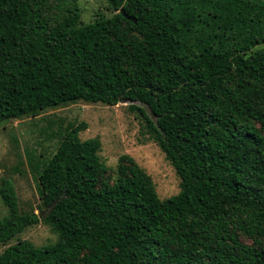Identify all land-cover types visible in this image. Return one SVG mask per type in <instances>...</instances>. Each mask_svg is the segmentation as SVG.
I'll list each match as a JSON object with an SVG mask.
<instances>
[{
	"label": "trees",
	"instance_id": "obj_1",
	"mask_svg": "<svg viewBox=\"0 0 264 264\" xmlns=\"http://www.w3.org/2000/svg\"><path fill=\"white\" fill-rule=\"evenodd\" d=\"M107 1L112 17L82 23L77 0H0V124L77 100H139L128 105L179 190L161 199L126 154L101 182L100 141L71 122L53 155H28L57 239L17 238L0 264H264V41L249 39L261 19L246 8L257 0L197 2L219 22L212 30L252 41L240 50H196L195 25L184 29L166 0ZM0 196L7 243L40 215L20 211L7 178Z\"/></svg>",
	"mask_w": 264,
	"mask_h": 264
},
{
	"label": "rangeland",
	"instance_id": "obj_2",
	"mask_svg": "<svg viewBox=\"0 0 264 264\" xmlns=\"http://www.w3.org/2000/svg\"><path fill=\"white\" fill-rule=\"evenodd\" d=\"M77 1L80 9L79 20L82 23L91 22L101 16L112 17L117 12L110 8L107 0ZM166 1L171 9L184 19L185 23L182 25L184 29L187 24L195 25L194 38L188 42L195 46L196 50L207 42V45L219 47L220 45L225 47L224 43H226L225 48L239 50L246 48L252 42L225 37L219 28L212 30V27L218 26L219 22L205 16L206 10L202 6H197L200 0ZM260 2L262 6L259 5ZM246 8L254 11L261 19V24L253 29L249 38L258 42L254 46L260 47L264 41L262 39L264 38V0L248 3ZM195 13L198 17L196 23L190 20ZM71 122L86 124V128L79 132L81 140L99 139L97 153L106 167V171L100 177L101 182L114 181L117 177L119 159L121 155L126 154L150 176L161 199L178 192L179 177L174 168L159 146L143 132L140 114L127 103L107 105L101 102L77 100L42 109L36 114L9 119L0 124V185L2 178L9 179L13 183L20 211H33L40 215V219L7 243H0V252L16 242L17 238L28 240L36 246L57 239V234L51 225L43 221L48 208L42 204L28 155L33 154L35 159L41 160L53 155L59 143V132ZM7 213V206L0 196V217H4ZM241 238L245 242H251L247 237Z\"/></svg>",
	"mask_w": 264,
	"mask_h": 264
},
{
	"label": "water",
	"instance_id": "obj_3",
	"mask_svg": "<svg viewBox=\"0 0 264 264\" xmlns=\"http://www.w3.org/2000/svg\"><path fill=\"white\" fill-rule=\"evenodd\" d=\"M121 11L123 12V10L121 9ZM126 17H129L131 18V16H127L125 15ZM121 103H134V104H138V105H141V106H144V104L142 102H140L139 100H130V99H123L121 101H119Z\"/></svg>",
	"mask_w": 264,
	"mask_h": 264
}]
</instances>
